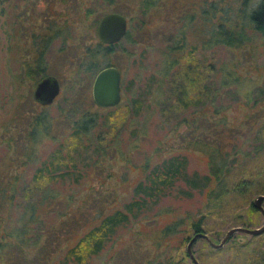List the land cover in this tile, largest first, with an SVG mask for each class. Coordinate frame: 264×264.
<instances>
[{"label": "rangeland", "instance_id": "obj_1", "mask_svg": "<svg viewBox=\"0 0 264 264\" xmlns=\"http://www.w3.org/2000/svg\"><path fill=\"white\" fill-rule=\"evenodd\" d=\"M146 1L150 0H34L22 10L20 0L0 4V247L8 244L11 249V236L21 216L29 214V203L39 202L44 195L47 199L34 208L35 222L22 237L25 246L13 245V260L2 257L0 264H153L159 251L163 256L170 253L178 264H192L185 257L187 242L178 245L192 232L176 233L157 248L164 224L205 215L206 234L220 237L226 228L249 225L253 229L263 224L262 215L251 206L264 195V153H260L248 167L250 188L230 199L223 213L209 217L202 209L203 196L186 197L182 192L176 197L173 190L157 206L146 205L118 228L98 253L81 254L80 263L69 256L87 230L105 215L125 209L146 162L179 154L187 157L188 173H206V155L189 145L201 139L208 126L204 119L214 108L224 115L217 129H225L221 142L227 148H249L254 153L256 138L264 137L263 37L246 28L248 41L241 48L204 46L219 24L226 26L227 17L241 26V12L254 9L260 0H156L151 6ZM109 12L125 16L129 35L97 60L100 67L114 66L121 73V102L116 110L93 103L95 72H85L86 53L99 42L97 21ZM36 41L48 44L41 54ZM171 48L174 51L168 54ZM192 48L202 68L199 80L207 86L193 94L191 106L183 109L176 104L177 65L167 69L175 60L183 63ZM46 75L58 80L60 93L52 104L43 106L33 99V91ZM227 77L237 79L230 90L222 86ZM151 80L163 81L156 96L157 82L153 86ZM138 96L143 101L139 109L132 107ZM41 113L51 121V134L35 146L36 158H30L28 133ZM89 116L96 120L94 127L87 136L76 135L78 150L64 160L70 168L61 166L59 173L67 170V178L58 175L57 182L35 185L39 163L69 142L75 127ZM180 188L185 189L180 186L177 191ZM235 235L234 241L240 243L228 242L204 264H264V234ZM36 238L37 244L29 246ZM195 244L196 257L204 250L202 241Z\"/></svg>", "mask_w": 264, "mask_h": 264}, {"label": "trees", "instance_id": "obj_2", "mask_svg": "<svg viewBox=\"0 0 264 264\" xmlns=\"http://www.w3.org/2000/svg\"><path fill=\"white\" fill-rule=\"evenodd\" d=\"M9 1L10 0H0V4L5 2L6 4H9ZM155 1L156 0L146 1L145 5L151 6ZM240 17H242V21H240L241 26H239V22H235L234 20L232 21L230 17H227L226 26L223 27L219 24V29H216L213 33H211L210 38L204 43V46L212 48L213 45L221 44L226 46L224 48H241V46L248 41L246 32L247 28L250 32L258 33L263 37V47L260 48L261 54L264 58V0H260L258 5L249 12H246L245 14L241 12ZM244 18L245 21H243ZM128 36L129 35L127 33L124 39H127ZM117 45L118 44L113 46H103L98 43L94 49H88L89 51H87L85 58V63L87 65L85 72L90 74L95 72V76L102 68L109 66L100 67L97 65V60L100 59L101 55L112 52ZM172 48L169 49L168 54L174 51ZM176 49L177 48H175V50ZM195 49L196 48H192L188 51L186 60L183 63L175 60L173 64L171 63L168 66L167 69L168 71L177 65L176 73L179 79V87L177 89L178 95L176 96V104L183 109H187L191 106L190 104L194 99L193 94L207 86L201 84L199 80L202 77V68H200L194 60ZM162 77L166 79V74H162ZM162 80L155 81L157 84L155 86L156 89L153 92V96L158 94L163 82ZM155 82L151 80V84H153V86L155 85ZM235 82H237V79L227 77L222 81V86L230 90L231 85L234 86ZM140 102L143 101L141 97L138 96L133 100L132 107L139 109L142 105ZM118 108L119 105L109 109L116 110ZM221 114V110L214 108L210 112V118L205 117L204 119V122L207 123L208 126L203 129L201 139L199 138L198 140L192 141L189 145L194 151H198L206 155L207 171L205 174H198L196 172L188 173V161L187 157L184 155H172L153 164L146 162L143 165L145 172L142 178L133 187L132 199L124 206L125 209L123 211L116 210L109 215H105L98 225L87 230L86 233L76 242V244L70 248L68 251L69 256L77 263H80L84 259H82L83 256H81V254L86 253V255H89L98 253L102 246V242L104 240H108L111 237V234H113L118 228L126 225L130 219L136 215V213L142 212L146 205L157 206L173 190H176V197H180L182 192H184L183 195L186 197H192L194 194L203 196L204 203L202 209L204 212H207L209 217L218 215L219 211L223 213L224 210L227 209L228 204L231 203L230 199H236L237 197L243 196L251 185V181L249 180L247 174L249 172L248 167L250 162L255 158L259 159V154L264 153V137L261 135L256 138L257 147L254 149V153L249 148L242 151L238 150L235 146L227 148L226 144L221 142L222 134L225 132V129H217V126H221L223 123L222 120L224 115L222 114L220 118L218 117ZM216 115L217 117H215ZM95 122L96 120L91 116H89V118L85 121L82 120V122L79 123V125H77L73 130V135H70L69 142L67 141L63 145H59L47 159H44L39 163L33 175V182L35 185L42 187L46 184L57 182L58 175H60L59 178H67V170H65L66 172L64 171L63 173H59L61 166L63 164L64 167L70 168V166L67 165V161L72 157V154H75V151L78 150L77 148L79 146L77 134L87 136L90 130L94 127ZM105 125H108V123ZM50 134L51 121L48 119L46 114L41 113L32 120V124L30 125L28 140L31 143V148L27 151V156L30 158H36L37 153H35V146H37V144L45 138H48ZM205 139H209L210 143L208 144L207 141H204ZM65 159L67 160L66 163H64ZM235 173L238 177H235ZM180 186L185 188L184 191L181 188L180 191L179 189L177 191V188ZM46 202L47 199L44 195L39 202L29 203V214L26 218L25 215L21 216V223L18 224V229L15 234L11 236L13 240V243H11L12 246H25V241L22 237L27 233L26 230L29 229V225L35 222L33 217L34 208L36 205ZM248 208H251L250 205H248ZM203 217L205 218L206 216L201 215L192 221H189L188 219H181L173 220L164 224V226L160 229L158 237L161 241H156L157 248L160 246L163 247L162 245L164 243H168V241L176 233L181 234L188 231L192 232L191 235L194 233L206 234L205 230L208 227L206 221H203ZM185 220L188 222H185ZM244 227L248 228L249 225H245ZM228 229L229 228H226V230ZM188 234L189 233H186V235H184L178 245L181 246L183 243L188 242L190 237ZM223 236L224 234H222L221 237L219 234L210 235L209 237L218 244ZM235 239L236 235L231 237L226 244L232 241L235 244H237V242L240 243L239 239L237 242L234 241ZM200 241L203 242L202 248L204 251L196 254V259L199 264H204L209 256L214 255L221 250L213 249L204 240ZM36 244L37 238L34 240V243L29 241V246ZM85 245L87 247H84ZM195 245L196 244H194V246ZM12 246L11 249L7 248L8 244L0 247V250L3 251L0 255V262L4 260L2 257H4L7 262H11L13 260L12 251L15 246H13L14 248ZM193 253L195 254L194 251ZM162 256L163 251H159V254L156 256L158 261H152L153 264H178L175 260L176 258L170 255V253L168 256H166V254L163 257ZM185 257L188 258L186 252Z\"/></svg>", "mask_w": 264, "mask_h": 264}, {"label": "water", "instance_id": "obj_3", "mask_svg": "<svg viewBox=\"0 0 264 264\" xmlns=\"http://www.w3.org/2000/svg\"><path fill=\"white\" fill-rule=\"evenodd\" d=\"M127 32V21L118 13H109L101 17L97 24V37L99 42L113 45L120 42ZM60 93V85L54 77H46L39 81L33 91V99L40 105L47 106L53 103ZM91 97L93 103L102 109L113 108L121 102V73L114 66H107L96 73L91 83ZM264 195L256 197L251 206L263 217V224L258 228L233 227L227 230L217 244L207 234L194 233L188 239L186 254L192 264H199L193 246L198 240H204L213 249H221L235 234H246L257 237L264 234Z\"/></svg>", "mask_w": 264, "mask_h": 264}, {"label": "flooded vegetation", "instance_id": "obj_4", "mask_svg": "<svg viewBox=\"0 0 264 264\" xmlns=\"http://www.w3.org/2000/svg\"><path fill=\"white\" fill-rule=\"evenodd\" d=\"M17 1H18V0H14V3H16ZM32 1H34V0H28V1H27V0H20V3H21V7H20L21 9H20V10H22L23 6H26V3H27V2L29 3V2H32ZM17 4H18V3H17ZM17 4L14 5L15 8L18 7ZM27 5H28V4H27ZM20 10H19L18 15L22 13V12H20ZM109 13H110V12H109ZM109 13H106V14H109ZM113 13H114V12H113ZM106 14H104V15H106ZM118 14H119V13H118ZM44 15H45V14H44ZM104 15H103V16H104ZM103 16H101V17H103ZM122 16H123V15H122ZM46 17H47V15H45L43 18H46ZM101 17H100V18H101ZM124 17H125V16H124ZM48 18H50V17H48ZM125 19H126V18H125ZM98 21H99V20H98ZM98 21H97V24H98ZM126 21H127V20H126ZM126 34H127V32H126ZM126 34H125V36H126ZM125 36H124V38H125ZM54 37H55V38L58 37V33L55 32V33H54ZM96 37H97V25H96ZM124 38H123V39H124ZM97 39H98V37H97ZM123 39H122V40H123ZM122 40H121V41H122ZM98 41H99V40H98ZM121 41H120V42H121ZM120 42H118V43H120ZM98 43H100V44L103 45V46H113V45H115V44H113V45H106V44H103V43H101V42H98ZM98 43H96L95 47L97 46ZM118 43H116V44H118ZM46 47H48V44H47L46 42H42L41 44H39V43L36 41V43H35V48H36L37 50L39 49L40 54L43 53V52L45 51V48H46ZM46 77H52V76H48V75H46V76H44L43 78H41L39 81H41L42 79H44V78H46ZM39 81H38V82H39ZM38 82H37V83H38ZM263 205H264V203H263ZM253 210H254L255 212L259 213L256 209H253ZM259 214H260V213H259Z\"/></svg>", "mask_w": 264, "mask_h": 264}]
</instances>
